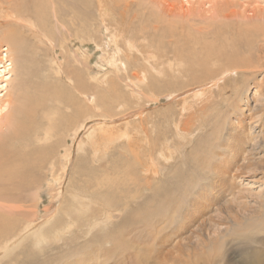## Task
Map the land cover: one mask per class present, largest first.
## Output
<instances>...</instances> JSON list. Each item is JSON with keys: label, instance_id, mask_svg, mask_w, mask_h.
Returning a JSON list of instances; mask_svg holds the SVG:
<instances>
[{"label": "rangeland", "instance_id": "1", "mask_svg": "<svg viewBox=\"0 0 264 264\" xmlns=\"http://www.w3.org/2000/svg\"><path fill=\"white\" fill-rule=\"evenodd\" d=\"M15 1L23 5L26 3V10L22 9L17 15L14 14L20 18L17 19L15 16L13 17L15 21L13 22L12 29H10L11 26L8 25L12 23L7 24L5 20L2 21L7 13H9L8 9L11 0H1L2 3H0V6H2L0 7V60L2 56H5L4 53H6V51L4 49L9 47L12 48V45H9L6 40L9 37L7 30H14V34L17 38L16 40H19L21 43V48L15 49L11 55L14 58V71L11 75V81L8 82L7 90L4 89L3 91V94H6V91L8 94H11L13 101L11 105L12 108L22 103L20 101L22 94L23 96L25 94L24 92L30 91L27 86V84H30L28 83L29 81L41 84L44 80H47L48 83L50 82L53 85L50 86V88H53L52 90L55 89V91L59 93L60 86H74V79L77 77H81L89 86V92L87 93L88 100L82 98L80 101L84 102H79L85 105L86 103L90 104L95 97L94 95L99 97V101L98 108L93 112V117L88 120L86 126L82 123L76 131H69L67 139H65L64 135L55 139L59 140L61 148L60 153H57L60 158L61 171H63L62 165L67 162L66 147H70L73 152V159H71L69 163L68 172L63 175V177L66 176L63 184L61 185L59 181L57 182L58 176L54 175L52 169H50V172L48 171L47 174L44 170H41L37 174V180L39 181L35 183L39 184V186L19 194L22 200L26 198L23 203H18L21 205L20 208H5V210L9 212L16 211L15 213L20 219L18 224L21 223L25 226L23 225L24 227L22 230H19L18 226H16L12 238H10L8 242L6 238L4 239L5 241L1 243L0 264H171L172 261H167L166 251H171L178 243H183L185 245V239L188 234H190V243L192 242L191 246L193 247L190 251L191 253L189 252L190 256L185 257L186 260L183 261V264L263 263L264 206H262L261 209L260 207L258 208V203L255 201L257 199L256 195L259 199V192L264 189L260 185L261 182L264 181V171L261 170V168H264V161L259 162V160L264 159V156H261L264 155V150L261 148L257 149L259 150V153L257 152L258 155L256 154L257 157L253 155L254 159L259 157V160L253 161L257 163L258 171L262 173V175L258 174L257 176L255 170V173H248L244 177L252 173L253 176L248 177V179H243L245 183L243 186L248 187L245 189H250L247 192L250 197L249 199L252 198L250 201H252V204H257L254 205L256 212H254L255 210L253 213H251V211L239 210V214H241L238 218L239 223L227 225L229 228L227 230H224V226L220 234L219 231L215 230L216 227L213 228L206 239L209 243L207 241L205 245L203 244L205 248L199 245L197 238L193 237L192 239L191 237L194 230L200 227V223L195 222L196 225L191 229L188 228L187 230L183 228L182 231H179L181 227L178 225L184 222L180 219L184 218V212H187V214L191 213V215L194 212V206L190 204L194 197V200L198 199L195 195V191L199 186H208L211 181H208L211 177V173L209 174L207 171V164H203L194 158V152H196L199 147V143H197L199 137L203 136L207 138L208 135H206V133L208 130L215 131L218 125L222 126L221 122L228 113L230 118H234V116L238 114L237 112H233L235 115H232L233 113L231 110H228L222 112V117L218 115L220 112L216 110V108L221 109L220 111H224L227 105V102L224 100L225 96H222V103L220 106L218 105L219 99H221L217 93L218 89L222 88L220 94L226 91L223 94L229 95L232 93L236 83L237 85H241L239 87H243L248 79L243 77L239 81L240 84H238L234 77L238 76L237 79H240L242 76L240 71H234L232 74L229 72L225 74L222 73V75L210 80L206 86L204 85L201 88L198 87L196 89V84L192 83L191 86H193V90L184 94L179 93L181 97H178L177 100H172L171 93H169L170 91L164 92L161 90L162 88L159 89V86H162L164 81L170 77V63H166L164 60V65L158 66L155 63L158 70L154 68L149 69V65L147 63L146 65L145 61L141 58L140 60L136 55H134L135 57L130 55L128 44L133 42L123 39L120 36V33L128 28L127 22L122 21V23H120V10L124 0H112L107 4L106 15L111 18L112 14V17L116 18V21H113L115 23L114 26L108 27L105 23H100L99 6L97 5L98 1L89 0L84 6V15L76 22L75 28L72 30L71 28L67 30L65 27H61L57 24V19L55 20L50 13H47L44 8L40 7L38 4L40 3L39 0H28L31 4L27 0ZM205 1L206 0H191L190 4L184 1L185 12L183 13V11L175 10L169 15V18H173L180 22L183 20L189 23L190 20L196 17V21L199 25L205 27V30L206 28H211L213 24L219 27L221 25L224 26L226 22L234 26L233 23L235 21L248 19L244 17L243 13L245 9H251L253 7L254 1L257 3L261 2L264 5V0H211L212 4L208 3L204 5ZM217 2L229 3L224 5V8L221 9L219 5L216 4ZM213 4H216V6ZM3 6L6 9H4ZM109 6L111 9H109ZM35 9L40 10L38 12ZM233 10H235V15L227 18L226 14ZM187 11L192 12L193 15L189 16ZM139 12H144V10ZM245 14L251 16V13L247 12ZM43 15H45V25L40 24L42 23ZM22 17L24 18L22 19ZM34 17H38V19ZM148 17L149 14H146V18ZM27 20H31L35 23L29 25ZM135 20H137V18ZM253 20L256 21L255 18ZM263 23H260V25ZM21 24H25L26 27L23 28L20 26ZM252 24L254 25L255 23ZM148 30L149 26L147 31ZM141 32L142 31L139 33ZM76 33H78L77 36ZM112 34H115L116 37ZM153 34L151 30L148 36L151 49L156 48L153 43V41H156V35ZM6 35L8 36L7 38ZM138 41L141 42L144 40L140 38ZM243 51L246 58L250 56L249 52L244 49ZM11 53L12 52L9 50L8 54L10 55ZM253 54L257 56V52H253ZM253 59L256 61L257 65L262 66V69L257 68L262 72L256 71L257 74H255V72L251 73L252 77H250L247 84H249L248 87H250L249 89L251 90V105H253V107H258V105L260 106L264 101L258 100L259 95H256L257 93L253 87L255 86L253 84L255 81L253 82L252 80L253 77L260 79L264 76V59L263 57L260 59L253 57ZM223 63L222 60H219L211 63L210 66L212 69H217L219 65L222 67ZM30 69L33 71H30ZM127 71H138L139 74H141V78L136 81L137 85H132L130 79L125 77ZM172 72L174 73L173 68ZM224 79L228 81L226 85H224ZM20 80L24 82L25 85H18L20 84ZM195 80L196 79L186 78L185 82L191 83ZM58 83L60 86L57 85ZM215 83L217 85L220 84V87ZM154 84H156L158 88L154 87ZM129 87H133V90ZM187 88H183V91L187 90ZM229 90L231 91L230 93ZM199 91H203L206 94L199 93ZM30 92H32V90ZM75 95L76 97L79 95L78 98L82 96L78 91H75ZM191 95L192 97L190 98ZM252 95L255 98L257 96V98L255 99ZM157 96H161L160 99H158ZM213 96H215V98ZM182 98H190L189 101L192 102L199 101L198 104H194L199 107L204 104L208 105V110L205 112L201 110L193 112V109H190L192 110L190 111L191 114L194 115V117H190V121L194 120L196 123L195 130L197 132L189 136L191 139L187 141L184 136L180 137L177 133L172 139L174 125L166 124L165 130L161 131L157 121L160 114L170 116L171 113H185L184 107L186 106L178 104V99L180 100ZM203 102L205 103L203 104ZM53 106L56 111L53 108L52 115L58 116L57 113L59 112V108L56 104H53ZM61 109H64V107L62 106ZM67 109L69 114H73V109ZM157 111L159 112L157 113ZM75 115L78 116L77 119H79L78 121L80 122L84 121L85 117H87L83 113ZM145 116L148 120L146 119V130L144 131L141 124L138 122L140 117ZM182 117L185 119L187 118L185 115H182ZM216 117L218 120L217 126L214 123ZM256 119L253 117L252 120ZM154 121L155 124H153ZM199 122L200 125L198 126ZM88 125L89 127L93 125L91 129L95 132H93L95 136L94 152H92L90 143L84 144L86 139H88L89 142V133H87V128H89ZM201 127H203V129L198 131ZM249 127H251L250 124ZM253 128H248L249 131L248 129L244 132L241 131L242 134L246 136H243V138L245 137L243 141L244 149L247 148L246 150L248 151H251L252 145L255 144V140L251 137V134L255 132ZM7 131L8 126H3L0 130V134H4ZM160 131L165 133L169 131L170 135L167 137V139H169L168 142L163 140L164 138H162L161 133H159ZM122 132L123 134H125L124 132H128L131 143L127 142L125 135L122 136ZM262 133H264V131ZM157 136L162 139L157 138ZM221 137L222 136H220L218 140H220ZM249 140L251 141L249 142ZM52 142L53 140L49 139L46 141V144ZM253 142L254 144H252ZM79 143L83 144V149H79ZM159 144L163 145L158 146ZM194 145L196 146L194 147ZM162 149L164 155L161 157L160 153ZM219 152L221 153L223 151L219 150ZM209 153H212V151ZM166 154H168V156ZM200 155H202V153H200ZM187 160L191 161V163H188ZM216 161V159L213 161L212 164L214 165L212 166H215ZM74 167L76 172L74 171ZM154 169L157 170V172L155 171L156 174L152 172ZM59 175H61L60 172ZM144 176H146L147 179ZM260 176L263 178H260ZM71 183H74V185L71 186ZM262 183L264 184V182ZM192 185L193 190L190 193V187ZM253 189L255 190L254 192L252 191ZM250 191H252V193ZM215 193L216 192L211 191V196L209 197L212 199ZM227 194L226 196L230 198V194H228L229 196ZM226 196L223 195L221 200H225L227 198ZM168 199L170 201H167ZM174 201H176V205ZM195 202L197 203V200L194 201V204ZM213 202L215 205L216 203L214 200ZM178 204H181V207H178ZM185 208L188 211H186ZM181 210H184L182 214L180 213ZM213 210H208V215L212 214L211 217L214 216V219L221 220L219 217L225 216L224 213ZM28 223L31 224V228L26 225ZM183 224H191L190 219H186ZM212 224L214 225V222H212ZM34 227H36L35 231L33 230ZM172 227L176 229L174 230ZM167 230L169 233H167ZM16 233L20 236L15 235ZM33 233L35 234L33 235ZM173 238H175V240ZM223 238L224 240L222 241ZM174 241H176V245H174ZM160 243H164L160 246L162 248L158 245ZM183 249H185V247H183ZM175 251L177 254V249ZM10 252L13 253L11 254ZM162 259L166 262L163 263Z\"/></svg>", "mask_w": 264, "mask_h": 264}, {"label": "bare ground", "instance_id": "2", "mask_svg": "<svg viewBox=\"0 0 264 264\" xmlns=\"http://www.w3.org/2000/svg\"><path fill=\"white\" fill-rule=\"evenodd\" d=\"M3 1H8V0H3ZM88 1L89 0H39L40 3L38 4L40 5V7L44 8L47 11V13H50L53 16V18H55V20L57 19V24H59L61 27H65L67 30L70 28L72 30L73 28H75L76 22H78V20L81 19L82 16L84 15V6L88 3ZM97 1H98L97 5L99 6L98 11H99V16H100L99 17L100 23L102 24L105 23V25H107L108 27L114 26L115 23L113 21H116V18H113L111 13H110L111 18H109L110 16L106 15L107 4L108 2L112 0H97ZM184 1L188 4L191 3V0H124L121 10H120V15H121L120 23H122V21H125L127 22V26H128V28L125 31L120 33V36L123 39L133 42L131 44H128V51L130 55H132V57H135L134 55H136L138 59L141 58L143 61H145V64L147 63L149 65V69L154 68L158 70L155 63L158 66L164 65L165 64L164 60L166 61V63L167 62L170 63V65L168 64L170 66L169 67L170 77L169 79L164 81L162 86H159V89L162 88L161 90H163L164 92L170 91L169 93H171V99L177 100L178 97H181L179 96V93L184 94L186 92H190L191 90H193V86H191L192 83L196 84L195 87L197 89L198 87L201 88L204 85L206 86V84L210 80H213L215 77L217 78V76L222 75V73L225 74L226 72L227 73L229 72L230 74H232L234 71H240L242 73L241 78L237 79L238 76L234 77V79H236L235 81H237L238 84H240L239 81L243 77H246L249 80L250 77H252L251 73L255 72V74H257L256 71H261L259 69H262V66L257 65L256 61L253 59V57H256V59L257 58L260 59L263 57L264 59V26H263L264 25L263 23L264 22V5L261 2L257 3L254 1V5L251 9L247 8L244 10L243 14H244V17L248 18L247 20L235 21L233 23L234 26L230 25L228 22H226L224 26L221 25L220 27L213 24L211 28H206L204 30L205 27L199 25V23L196 21V17L190 20L189 23L184 22L183 20L180 22L178 20H174L173 18H169V15L175 10L183 11V13L185 12ZM0 3H2L1 0H0ZM208 3L212 4V1L206 0L204 5ZM227 3L229 2H226V3L217 2L216 4H218L219 7L222 9L224 8V5H226ZM25 4L24 5L19 4L15 0H11L10 7L8 9L9 13H7L5 18L3 17L4 19L2 20V21L5 20L7 24L12 23V24H8L11 26V27L9 26L10 29H12L13 22L15 21L13 20V17L15 16L14 14L17 15L18 12L22 9L26 10ZM216 4H213V5L216 6ZM3 8L6 9L4 6ZM109 9H111L110 6H109ZM35 10L39 12L40 9L38 10L35 9ZM141 10H144V12H139ZM205 11H208V10H205ZM247 12L251 13V16L246 15L245 13ZM188 13H189V16L193 15L192 12L187 11V14ZM146 14H149L148 18H146ZM234 15H235V10L226 14L227 18L232 17ZM15 17L17 19L20 18L17 16ZM23 18L24 17H22V19ZM34 18L38 19V17H34ZM44 18H45V15L42 16V21H41L42 23L38 21L37 22L40 23L41 25H45ZM136 18L137 20H135ZM254 18L256 21L253 20ZM27 21L29 25L35 23V22H32L31 20H27ZM185 23H187L189 26ZM252 23H255V24L253 25ZM260 23H263V24L260 25ZM20 26H22L23 28L26 27L25 24H21ZM148 26H149V30L147 31ZM151 30L156 35L155 37L156 41H153V43L156 46V48L154 49H151L150 43L148 41V36ZM7 31L9 33V37L6 35V38L8 37L6 40L9 45H12V48L5 47L6 48L4 49L6 51V53H4L5 56L4 57L2 56L0 60V130L3 126L4 127L8 126V131L4 134H0V246H1V243L5 241L4 239L7 238L6 241L8 242V240L12 238L16 226H18L19 230L20 229L22 230L23 227L25 226L24 224H21V223L18 224L20 219L16 215L15 213L16 211L9 212L5 210V208H11V209L13 208L15 209L17 207L20 208L21 205L19 204L23 203L26 198L22 200L21 195L19 194L23 193L26 190L39 186V184H35V183L39 181L37 180V174L41 170H44V172L47 174L48 171L50 172V169H52L54 171V175L58 176L57 182L59 181L61 185L63 184L64 180L66 179V176L63 177V175L68 172L69 163L71 159H73L72 158L73 152L70 147H66L67 148V154H66L67 162L66 164L62 165L63 171H61L60 158L57 155L58 152L60 153L61 148L59 145V140H55V139H58V137L62 135H64L65 139H67V135L69 131L71 130L76 131L77 128L80 125H82V123L83 125L86 126L88 120L93 117V112L96 110V108H98V101H99V97L97 95H94L95 97L92 99L93 101L90 104L86 103L85 105V104L80 103V102H84V101H80V99L82 100V98H85L86 100H88L87 93L89 92V86L81 77H77L76 79H74V86L72 87H70L69 85L66 87L65 86L62 87L58 83L57 85L60 86L59 93H57L55 89L52 90L53 88L52 89L50 88V86H53V85L50 82L48 83L47 80H44L41 84H36L34 81H29L28 83L30 84H27L28 90L30 89V91L32 90V92L30 91L24 92L25 94L24 96L22 94V98L20 101L22 103L12 108L11 105L13 101H12L11 94H8L7 91H6V94H3V91L4 89L7 90L8 82L11 81L10 80L11 75H12V72L14 71V58L11 55L13 54V51L15 49L17 50L18 48H21V43L19 42V40H16L17 38L14 34V30H7ZM140 31L142 32L139 33ZM77 35L78 33H76V36ZM112 35L116 37L115 34H112ZM140 38H143L144 41L139 42L138 40ZM7 49H9L10 52H12L10 55L8 54L9 50ZM243 49L249 52L250 54L249 57L246 58ZM253 52H257V56H255ZM219 60H222L224 62L223 66L221 67V65H219L217 69H212L210 64L215 61H219ZM172 68L176 75L172 72ZM254 68L256 69L259 68V69L256 70ZM31 70L32 69H30V71ZM116 76H117V73H116ZM125 77H127V79H130V82L132 83V85H137L136 81L141 78V74H139L138 71H134V72L127 71ZM186 78H189V79L191 78V79H196V80L192 81L191 83H186L185 82ZM248 80L243 85V87H239L241 85H237L236 83L232 93H230L231 91L229 90V93H230L229 95L223 94L226 91H223L220 94V91L222 90V88L218 89L217 93L221 97V99L218 98L219 99L218 105L220 106V104L222 103V96H225L224 100L227 102V105L225 106L226 108L224 111H220L221 109L216 108V110H219L220 112V114L218 115L222 117L221 116L223 115L222 112H226L228 110H231L232 113L237 112L238 114L235 115L234 113L233 114L231 113L232 115H235L234 118H230L229 113L227 116L224 114L225 116L223 118V121L221 122L222 126L218 125L215 131L208 130V132L206 133V135H208L207 138L200 136L197 142L199 143V147L196 150V152H194V156H195L194 158L197 161H200L203 164H207V171L209 172V174L211 173L210 174L211 177L210 179H208V181L210 180L211 181H210V184L209 185L207 184L208 186L206 187H204L203 185L201 187L199 186L198 188L197 186L198 189L195 191V195L198 197V199H195L197 200V203L195 202L194 204V201H195L194 200L195 197H194L193 199L191 198L192 203L190 204L194 206V212L192 213V215L191 213L187 214V212H184V216H183L184 218H180L181 221H184L183 223H185L186 219H190L191 224L186 225L181 222L180 224L182 225L180 224L178 225L182 228V229L180 228L179 231H182L183 228L187 230L188 228L191 229L194 225H196L195 222L200 223V227H197L193 233L191 232L193 234V235L191 234V237L192 239L193 237L197 238V241L199 242V245L201 246H203V244L205 245V243L208 241V240L206 241V239L208 238L209 233L212 232L211 230L213 228L216 227L215 230L219 231V234H220L224 226H225L224 230H227L229 229L227 225L231 223H239L238 218L241 216V214H239V210L251 211V213H253V211L255 210L254 205H257L254 203L252 204V201H250L252 198L249 199L250 197L248 196V193H247L248 190L250 189H245L248 187L243 186L245 185L243 179L244 178L248 179V177L253 176V173H252L249 176L244 177L248 173L254 172L255 170H256L255 172H257L256 173L257 176L258 174L262 175V173L258 171L257 163H254L253 160L256 161L259 158L258 157L254 159V156H256L257 152L259 153V150L257 149L261 148L262 150H264V133H262L264 131V103L261 104L260 106L258 105V107L257 106L253 107V105H251L252 104L251 103L252 99H251V94H250L251 90L249 89L250 87H248L249 84H247ZM252 81L253 82L255 81L253 83L255 86L253 87L255 88V92L257 94L255 92L254 93L256 95H259L258 100L264 101V76L261 77L260 79L253 77ZM227 82L228 81L224 79V85H226ZM19 83L20 84L18 85L20 86L25 85L24 82H22L21 80ZM154 87L158 88L156 84H154ZM185 87L186 88L189 87V88L183 91V88ZM129 88L133 90V87H129ZM75 91H78L79 94L82 95L81 98H78L79 95L76 97ZM199 93L204 94L205 92L199 91ZM192 95L190 96V98L192 97ZM215 96L213 97L215 98ZM157 97L158 99H160L161 96L160 97L157 96ZM190 98H182L180 100L178 99V104H180L181 106L183 105L186 106L184 107L185 113L176 114L175 112H173L175 114L171 113L170 116L164 115V114H160V115L158 114L159 116H158L157 121H158L161 131L165 130L164 128L166 124L174 125V129L172 131V139L174 138V135L177 133L178 136L180 137L184 136V138L187 141L191 139L189 136L194 134V132H197L195 130L196 123L194 122V120L190 121L191 120L190 117L191 116L194 117V115H192L190 112L192 111L190 110L191 108L193 109V112L197 110H201L205 112L206 110H208V105L204 104L205 102H203L204 105H200L201 107H199V106L194 105L195 103L198 104L199 101L192 102V101H189ZM77 101H78V104H77ZM94 103L96 107L94 106ZM53 104H56L59 108V112L57 113L58 116L52 115L53 108L55 109ZM61 105L64 107V109H61L62 108ZM67 108L73 109L72 110L73 114L72 113L69 114V112L67 111L68 110ZM158 112L159 111H157V113ZM78 113H81V114L83 113L84 115L87 116L85 117L84 121L82 122L78 121L79 120L77 119L78 116L75 115ZM182 115H185V117L187 118L186 119L183 118ZM253 117H255V119L257 118L256 119L257 121L252 120ZM146 119H147L146 116L140 117L139 122H138L141 124V127L144 131L146 130V127H145ZM214 123L217 126V123H218L217 117ZM153 124H155V121ZM249 124L251 125V127H249ZM199 125H200V122L198 126ZM92 126L89 127L88 125L89 128H87L88 129L87 133H89V142H88V139H86L84 144L90 143L92 147V152H94L95 151L94 150V146H95L94 133L95 132L93 129H91ZM248 128L250 129L253 128L255 131V132L252 131L253 134H251L252 139L255 140L254 141L255 144L254 142L252 143L254 145H252L251 151L246 150L247 148L244 149L243 141L246 136L243 135L241 132V131L243 132L246 131ZM202 129L203 127L199 128L198 131H201ZM161 131L159 133H161L162 138H164L163 140L165 142H168L169 139H167V137L170 135L169 131L167 133L161 132ZM124 133L125 134H123L122 132V136L125 135L127 138V142L131 143L128 132H124ZM220 136L222 137L220 140H218ZM243 136L245 137L243 138ZM157 138H160V137L157 136ZM49 139H52L53 142L50 144H46V141H48ZM250 141L251 140H249V142ZM163 144H159L158 146L160 145L162 146ZM79 145H80L79 149L84 148L82 143L81 144L79 143ZM195 146L196 145H194V147ZM219 150H222L224 153L221 152L222 153L221 154ZM210 151H212V153H209ZM200 153H202V155H200ZM160 155L161 157L164 155L163 149ZM166 155L168 156V154ZM261 156H264V155H261ZM215 159L217 160L216 164L215 166H212L214 165L212 163ZM189 160H187L188 163H191V161ZM260 161H264V159L259 160V162ZM263 169L261 168L262 171H264ZM75 170L76 169L74 167V171ZM155 171L157 172L156 169H154V171L152 172L155 173ZM59 172L61 173V175H59ZM144 177L147 179L146 176ZM260 178H263V177L260 176ZM262 182L260 185L264 188V184ZM73 185L74 183H71V186ZM192 188H193V185L190 187V193L193 190ZM211 191L216 192L212 196V199L216 203L215 205L213 204L214 203L213 200L209 197L211 196ZM227 191H228V194H230L231 196L230 198L226 196ZM252 191L254 192L255 190L253 189ZM252 191L250 192L252 193ZM223 195L227 197L225 200L224 199L221 200V197H223ZM258 196H259V199L256 195V198L258 200L255 198L256 199L255 201L258 203L257 205L258 208L260 207L261 209V207L264 206V189L259 192ZM167 201H170V200L168 199ZM167 203L170 204L169 202ZM178 203H181V202H178ZM205 203H206V206H205ZM174 204L176 205V201H174ZM162 205H165V204H162ZM178 207H181V204H178ZM213 207H214V210H213ZM208 210H213V211L218 210L219 212L224 213L225 216L219 217L221 218V220L214 219L213 218L214 216L211 217L212 214L208 215L209 213ZM182 211L184 210H181L180 212L181 214H182ZM186 211L188 210L186 209ZM213 211L212 213L214 214ZM254 212H256V210ZM242 217H243V214H242ZM24 218L27 219L26 217ZM212 222H214V225L212 224ZM26 225L29 228H31L30 223ZM33 230L35 231L36 227H34ZM18 233H16L15 235H19ZM167 233H169L168 230H167ZM34 234L35 233H33V235ZM217 237H216V240H217ZM173 239L175 240V238ZM185 240H186L185 245L183 243H178L177 246H175L174 249L175 250L177 249L178 251L177 254L174 249H172L171 251L170 250L166 251L167 261H170V262L172 261L171 264H176V263L183 264V261L186 260L185 257L190 256V253H191L190 251L192 250V247H193L191 246L192 242L190 243V234H188ZM223 240L224 238L222 239V241ZM175 242L176 241H174V243ZM163 244L164 243H160L158 245L160 247ZM174 245H176V243ZM183 247H185V249H183ZM10 253L12 254L13 252H10ZM219 260H220V257H219ZM162 262L165 263L166 261L163 260ZM260 264H264V261L263 263L260 262Z\"/></svg>", "mask_w": 264, "mask_h": 264}]
</instances>
